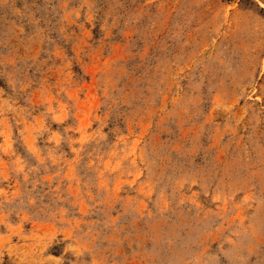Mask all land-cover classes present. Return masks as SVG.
I'll list each match as a JSON object with an SVG mask.
<instances>
[{
  "label": "rangeland",
  "instance_id": "374dc122",
  "mask_svg": "<svg viewBox=\"0 0 264 264\" xmlns=\"http://www.w3.org/2000/svg\"><path fill=\"white\" fill-rule=\"evenodd\" d=\"M0 264H264V0H0Z\"/></svg>",
  "mask_w": 264,
  "mask_h": 264
}]
</instances>
